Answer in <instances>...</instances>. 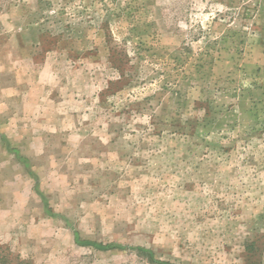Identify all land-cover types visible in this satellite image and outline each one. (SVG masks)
<instances>
[{"label": "rangeland", "instance_id": "1", "mask_svg": "<svg viewBox=\"0 0 264 264\" xmlns=\"http://www.w3.org/2000/svg\"><path fill=\"white\" fill-rule=\"evenodd\" d=\"M0 264H264V0H0Z\"/></svg>", "mask_w": 264, "mask_h": 264}]
</instances>
